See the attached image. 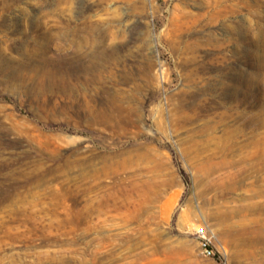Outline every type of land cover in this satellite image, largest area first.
<instances>
[{"label": "rangeland", "instance_id": "1", "mask_svg": "<svg viewBox=\"0 0 264 264\" xmlns=\"http://www.w3.org/2000/svg\"><path fill=\"white\" fill-rule=\"evenodd\" d=\"M152 263L264 264V0H0V264Z\"/></svg>", "mask_w": 264, "mask_h": 264}, {"label": "built area", "instance_id": "2", "mask_svg": "<svg viewBox=\"0 0 264 264\" xmlns=\"http://www.w3.org/2000/svg\"><path fill=\"white\" fill-rule=\"evenodd\" d=\"M199 231H200V232H203L204 230H203V229H200ZM206 250H207V253H208V254H211L212 251H211L210 248H208L207 245H206Z\"/></svg>", "mask_w": 264, "mask_h": 264}, {"label": "bare ground", "instance_id": "3", "mask_svg": "<svg viewBox=\"0 0 264 264\" xmlns=\"http://www.w3.org/2000/svg\"><path fill=\"white\" fill-rule=\"evenodd\" d=\"M152 264H155V263H152Z\"/></svg>", "mask_w": 264, "mask_h": 264}, {"label": "trees", "instance_id": "4", "mask_svg": "<svg viewBox=\"0 0 264 264\" xmlns=\"http://www.w3.org/2000/svg\"><path fill=\"white\" fill-rule=\"evenodd\" d=\"M208 248H209V246H208Z\"/></svg>", "mask_w": 264, "mask_h": 264}]
</instances>
